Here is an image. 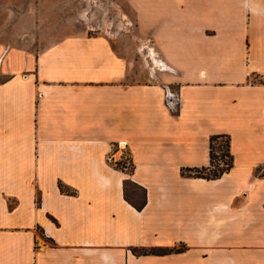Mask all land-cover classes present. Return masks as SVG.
<instances>
[{
    "label": "crops",
    "instance_id": "1",
    "mask_svg": "<svg viewBox=\"0 0 264 264\" xmlns=\"http://www.w3.org/2000/svg\"><path fill=\"white\" fill-rule=\"evenodd\" d=\"M128 1L162 69L0 43V264H264V0ZM215 134L231 165L195 175Z\"/></svg>",
    "mask_w": 264,
    "mask_h": 264
},
{
    "label": "rangeland",
    "instance_id": "2",
    "mask_svg": "<svg viewBox=\"0 0 264 264\" xmlns=\"http://www.w3.org/2000/svg\"><path fill=\"white\" fill-rule=\"evenodd\" d=\"M81 30L116 40L141 72L162 69L155 67L153 44L136 27L128 0H0L1 44L36 48L50 37ZM212 149L214 154L215 150L228 153L226 137H215ZM130 192L141 200L138 187H131Z\"/></svg>",
    "mask_w": 264,
    "mask_h": 264
},
{
    "label": "trees",
    "instance_id": "3",
    "mask_svg": "<svg viewBox=\"0 0 264 264\" xmlns=\"http://www.w3.org/2000/svg\"><path fill=\"white\" fill-rule=\"evenodd\" d=\"M221 136L220 134H215L211 136V147H210V165L205 167H199V168H193L192 171L195 175L198 176H204L207 178H213V177H217L219 175H221L224 171H226L230 165H231V156L226 152H221L220 156H224L227 155L229 157V159H226L223 161V164H218V161L215 159L216 154L213 153V151H211L212 149V141L215 137ZM226 145H227V150H228V138H226ZM213 160H215L216 162L213 163ZM214 165V166H211ZM60 188L62 190H66L63 189L62 186H60ZM144 203V200H142L140 203L135 204L137 208H141L142 205ZM182 247H160V248H148V249H140V248H135L134 251L136 253H147V252H154V253H163V252H168L171 250H180Z\"/></svg>",
    "mask_w": 264,
    "mask_h": 264
},
{
    "label": "built area",
    "instance_id": "4",
    "mask_svg": "<svg viewBox=\"0 0 264 264\" xmlns=\"http://www.w3.org/2000/svg\"><path fill=\"white\" fill-rule=\"evenodd\" d=\"M211 151H214L213 149H211ZM215 153H216V157L215 159L218 161V164H223V161L228 159V156L227 155H224V158L222 159V157L220 156V153L218 150H215ZM216 162L215 160H213V163ZM211 166H214L211 164Z\"/></svg>",
    "mask_w": 264,
    "mask_h": 264
},
{
    "label": "bare ground",
    "instance_id": "5",
    "mask_svg": "<svg viewBox=\"0 0 264 264\" xmlns=\"http://www.w3.org/2000/svg\"><path fill=\"white\" fill-rule=\"evenodd\" d=\"M150 51H151V55H152V57H156V58H157L156 54H153L152 49H151ZM157 60H158V59H157ZM157 60H155V61H157ZM157 65H158V64H157ZM155 66H156V64H155Z\"/></svg>",
    "mask_w": 264,
    "mask_h": 264
}]
</instances>
